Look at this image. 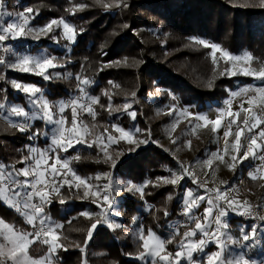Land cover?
Segmentation results:
<instances>
[{"label": "trees", "instance_id": "trees-1", "mask_svg": "<svg viewBox=\"0 0 264 264\" xmlns=\"http://www.w3.org/2000/svg\"><path fill=\"white\" fill-rule=\"evenodd\" d=\"M120 1L122 3L119 5L117 0H100L99 3L84 0L85 4L75 0H5V9L8 12L26 11L31 7L34 10L32 25L39 24L45 14L58 12L55 17L59 16L70 22L74 26L76 37L74 44L64 41L65 39L58 41L44 39L41 45L51 50L60 63H64L61 69L67 67V70L72 71L74 74L72 78L59 77L45 81L42 77L20 73L0 65V75H5V80H0V89H6L0 91V102L6 96L7 100L14 104L28 106L23 93L11 87V80L41 88L44 96L56 103L76 97L80 93L76 77L86 78L92 83L85 87V91L99 98V103L93 105L97 113L95 122L99 125L102 122L106 123L107 129H110L113 123L127 128L130 120L128 122L124 115L122 118L118 116L123 111L125 92L137 89L139 106L138 108L135 106L136 119L140 127L147 132L150 131L155 139L158 136L155 130L160 127V123H151V110L157 103L164 105L170 101L168 93L178 95L184 105L194 104L204 108L209 103L221 104L229 95L228 90L236 88L237 82L243 84L254 80L243 75H228L226 70L229 64L222 61L218 54L217 62L214 64L211 49L193 43L192 38L212 41L230 53L248 52L253 56L251 65L255 68L264 64V8L259 7L258 0ZM78 3L84 7L77 9ZM44 18L48 19L46 16ZM2 23L4 24V21ZM3 45L4 43L0 42V58L10 59L7 58ZM39 47L33 45L30 51H35ZM155 89H162V95H155ZM109 96L112 107L118 106V110L107 111ZM153 96L154 101L151 103L148 99ZM66 112L70 124L71 109ZM4 121L0 109V122L6 129L9 128V131L5 132L0 129V161L10 162L12 167L19 168L22 163L17 165L13 161L19 157V150L21 153V145L26 141L28 133L22 134L18 128L12 127L13 124ZM143 121L147 123L144 124ZM91 149L93 150H81L79 157L86 160L93 156L97 157L95 148ZM146 156L149 158L151 156L152 162L139 166L138 175L145 176L149 172L148 175L152 178L150 183L153 184V180L158 176L160 160L171 159L152 143L129 155L117 164L112 172L129 168L131 173L132 168L138 166L135 161ZM85 159H83L85 164L78 161L74 165L79 174L89 176L101 171L100 169L103 170L99 166L95 168ZM152 165L156 167L153 171L150 170ZM246 181L251 190L260 184L259 180ZM164 191L157 190L155 185L152 187L149 185L144 192L146 201L152 205L150 210L144 213L141 221L145 231L152 227L154 231L164 234L165 221L179 219L180 203H174L172 209L169 207L171 212L168 217L154 222L156 208L161 203ZM52 198L54 200L50 206H45V214H53L55 220L61 223L60 234L63 242L74 240L79 242L80 246L77 249L59 248L57 256L61 264H84L83 254L88 251L91 252L86 257L88 264H144L134 257L141 248L140 241L136 244L116 241L111 231L103 226L97 228L92 242L83 249L87 232L94 220H97L87 219L81 214L88 208L89 202L81 199L83 197L78 189L69 188L67 185L60 189L59 196L54 195ZM61 199L64 203H60ZM138 204L142 207L145 205L143 201ZM125 206H127L125 214L136 215L141 212L136 209L134 200H128ZM93 207L92 204L91 209H97ZM0 214L16 229L21 227L24 230H31L24 224L20 215L6 205L0 204ZM236 220L237 218L231 217L234 233ZM129 222L128 218L123 221L126 226ZM187 228L188 226L179 230L177 240L183 236ZM48 249V246L39 239L30 246L28 252L33 257H43ZM171 249L175 251L177 248L172 245Z\"/></svg>", "mask_w": 264, "mask_h": 264}, {"label": "rangeland", "instance_id": "rangeland-1", "mask_svg": "<svg viewBox=\"0 0 264 264\" xmlns=\"http://www.w3.org/2000/svg\"><path fill=\"white\" fill-rule=\"evenodd\" d=\"M75 1L76 2L80 1L81 3L85 4L84 0H75ZM94 1H97V0H94ZM117 1H119L118 2L119 5L122 3V1L120 0H117ZM79 5L81 4L78 3L76 5L77 9H80ZM5 11L8 12L6 9ZM21 12H25V11H18L15 13L8 12V13H11L12 15L11 16L6 15L4 17L3 19L4 24L6 25L8 23L16 22ZM56 14H59V13L55 11L54 14H49V15L45 14L46 18L48 19L44 20L45 19L44 18L45 16H44L42 18V21L39 22V24L32 25L30 21L28 28H32L33 31L29 33L26 28V35L24 37L16 39L15 41L17 42L12 43L11 40L3 42L4 43L3 47L5 51L7 52V58L10 57V59H6V60L9 63H13L15 62L16 59H18L19 57L25 56V55L55 56L52 54L51 50H49L46 47L43 48L41 45L44 39H47V40L50 39L52 41H58V40L65 39L62 35V28H56L55 26H53V30L44 35H37L36 30L45 26L47 23H49L54 18L60 19L61 17L59 16L55 17ZM68 23L71 26H73L70 22ZM55 37H58L59 39L58 40L54 39ZM75 37H76V34H75ZM64 41H68V40L65 39ZM205 41L209 43H213L212 41H208V40H205ZM71 43L74 44L75 42H71ZM33 45L35 46L39 45L40 47L36 49L35 51H30ZM20 46H23V47L20 48ZM218 46L221 49H223L220 45ZM217 54L220 55L221 57L220 53H217ZM231 54H234V53H231ZM247 54L249 53L242 52L240 54H234V55H247ZM228 64H229L228 69H231L233 67L231 62H228ZM240 67H243V65H237L236 69H233V70H237ZM251 67H254V66L251 65ZM50 71H55V72L60 73L58 77L54 76L53 78L61 77V78L67 79V78H72V76L74 75L72 71L67 70V67H65L64 69L57 68L55 70H50ZM3 76L5 77V75ZM76 80H77V77H76ZM247 86H251L252 88L264 87V81L254 79L253 82H248V83H243V84H239V82H237L236 88L232 90H228L229 95L226 97L224 101L221 102V104L214 105L212 103H209L205 105L204 108H201L194 104L184 105L181 102L178 95L174 93H168L167 96L170 99V101L166 102L164 105L157 103L153 106L151 110L152 111V115L150 116L151 117L150 119L152 120V121L150 120L151 123H154V124L160 123V127L155 130L156 131L155 134L158 135L155 139L153 138V134H151L150 131L147 132L144 129H142L137 119L133 120L124 111V108H123L122 113L119 115L121 117L118 116V118H122V115H124L127 118L128 122L129 120L131 122L128 124L129 127L126 128L125 126L121 124H117V123H113V124L117 126H122L126 130L139 129V132H136L134 135V141H137V142H134L132 144H129L124 139H119V134L115 133L112 127L110 129H107L106 127L108 125L106 123L102 122L99 125V123L95 122V120H93V118L87 114L86 110L79 111L78 122L79 120H83L85 123L89 125L90 135L85 137V139L88 142L95 140L99 136L103 139L104 143L107 144L106 137L108 134L115 135L118 138L116 142H112L106 148L108 155L111 156L112 158L111 160L107 159V157L104 154V151H102L101 148L98 147L96 144H94L93 147L95 148L97 152V157L95 156L90 157L88 158L89 160H86L85 158L81 159V157L79 160L74 159L75 156H79L78 154L81 150H86V151L93 150L91 148H88L86 145H75L73 148L69 149L68 152L61 153L62 159L64 158L70 159L71 162H70L69 167L73 169L77 175L81 176L82 178H86L90 180V182L93 185H104L105 183H108L109 181L104 179V174H108L111 177V184H112L111 195L114 200V205L112 209L107 210L106 212L107 220L112 225L111 227L109 226V223L104 222V217L101 216V213L105 212L106 205L103 207L98 206L99 201H97V203H94L93 200L95 198L92 197L91 195H89L88 198H84L83 193L85 189L83 186H81L78 189L81 192V196L83 197L81 199L89 202L88 208L84 212H88L92 219L94 218L100 221L99 223H97V227L95 228V230L92 231L91 239H88L87 236L85 237L83 249H86L89 243L92 242L93 237L99 226H103L105 229H108L109 231H111V235L116 241L127 242V243L131 242L133 244H136L137 242H139V240L137 239L139 231L141 229L145 231L144 226L141 224L143 215L144 213H147L150 210L152 205L146 201L144 194L143 196H141V194L136 191L128 192L126 189L130 183L138 187L143 186L144 192L147 186L149 185L151 187L155 185L156 189L160 190L161 192L162 190H165L163 192V195L161 196L162 198L161 203H159V206L156 208V216L158 217L155 216V218L153 219L154 222H157L164 217L165 218L168 217L171 212L169 207L171 206V209H172L174 206V203L175 204L180 203L179 211L182 210L185 212L186 205L184 201L187 199L186 190H192L196 196L205 197V200L199 202V207L194 206L192 209V214H194L197 217H200L202 222H203L204 209L208 207V204H207V199L209 198L208 196L211 193L216 195L217 190H219L220 192L227 190L229 192V199L234 198L238 202V204L241 206L244 205L245 201H247L249 205H250V200H252L251 202H254V203L258 202V205H259L258 208L260 209V212L259 213L257 212V215H264V180L257 179V181L259 180L260 184H258L256 189H253V190H251V188H248L247 181H246V180L253 181L250 178V173H256V167H258L263 162L259 160H254L252 157H249L248 160L241 161L240 158L238 157L237 161L235 162L234 169L230 170L228 165L233 163L230 160V155L235 154L230 149L229 155L224 157L225 163H221L219 160H214L213 164L211 166H208L206 161L211 158V155L213 153L219 151L220 154L223 155V148H224L223 133L225 129L224 127H221V129L218 132L213 133L211 131V127H212L211 125L204 127L203 122L196 121L194 119V116L196 114H204V115H207L209 119H212V120L216 119L218 115L217 109L224 108L226 106V101H228L229 99L233 100L232 110L240 111L241 103H243L248 97L241 95L239 97L233 98L231 96V93L241 92L242 89ZM85 92L87 93V96L94 97L87 91ZM137 92H138L137 89L134 91L129 90L125 92L126 99H125L124 105L132 104V108L129 109V111H132V110L136 111L135 106L137 108L139 106L137 103L138 102ZM162 92H163L162 89L154 90L155 95L161 96ZM254 94L255 93L250 92L249 96H252ZM23 95H24L23 97L28 106L24 107L21 104H14L7 100L6 108L1 109V116L5 120L4 122L9 123V124H17V125L27 123L30 125L32 131L39 130L42 133L47 132L48 135L47 137L41 135L37 137V139L35 140H30L29 135L31 134V132H27L28 134L26 135V141L21 145L22 146L21 153L19 150V157L15 158L13 161V163L17 165L20 164L19 161H21L24 157H27L30 155L29 153L30 147H36L41 150L50 148L51 139L53 135V129L55 128L54 125L48 124L39 118V115H38L39 109L34 108L32 105L28 103L27 94L23 93ZM81 96H84V94L80 92L76 97L72 99L80 98ZM87 96H85L84 98V101H83L84 103L89 102L87 99ZM69 100H66V101H69ZM48 101L53 105L52 111L57 112V113H58V106L61 103L66 102V101H60V102L55 103L50 100ZM148 101L152 103L154 101V96L149 98ZM11 106H18V107L24 108L25 111L28 112L29 114V119L26 121L24 117H17V116L12 115L10 111ZM116 107L117 108L111 107V109H109V106H108L107 111L118 110V106ZM244 107L247 108L249 107V105L247 103H244ZM254 111H257V109L254 108ZM185 112L191 113L192 116L182 115V113H185ZM66 113L67 112H65L64 115L67 116ZM34 114H36L35 118H33ZM84 114L87 115L89 118L85 116ZM244 116H245V113L242 112L240 119L237 121V123L240 124L241 126H243ZM143 123L145 124L147 122L143 121ZM197 123L201 124V127L193 131L192 126ZM2 125L3 123L0 122V129L2 130V132L9 131L8 130L9 128L6 129V126H2ZM92 125H95V127H92ZM148 125L149 123L146 126L147 128H148ZM105 129L108 130L107 133L105 132ZM261 129H264V124H261L259 128L254 129V132H259ZM232 131L233 132L236 131V125H233ZM247 137H248V133L246 132L245 136L241 137L242 144H245V145L247 144L248 142ZM138 141H144V142H138ZM173 141H175V143H173ZM188 141H191L190 147L188 145ZM232 141H233V137H230L229 144H231ZM259 142L260 141H258V143ZM150 143L160 148L162 153L166 154L171 159L170 161H168L167 159L160 160L159 162L160 168H159L158 176L155 177V179L153 180L154 181L153 184L150 183L152 178L150 175H148L149 172L145 176L138 175V170H139L138 167L141 166L142 164H145L146 162H150V161L152 162V160L150 159L152 158L151 156L150 158L149 156H146L142 158L141 160H136L135 162L138 164V166L133 167L131 170V173H129L130 171L129 168H125L120 172L119 171L112 172L114 168L112 166L113 161L116 167L117 164L125 160L129 155L136 153L139 150L149 146ZM242 155H243V149L241 150V153H240V156ZM83 159L88 161V163H91V165H93L95 168L96 166H99L103 168V170L100 169L101 171H98L94 175L91 174L89 176H83L79 174L77 170L75 169L74 165L78 161L83 162L85 164V161ZM0 163L5 165V171H10L13 168L10 162L6 163V162L0 161ZM31 163L32 161L29 160L27 164L22 163L21 166H19V168H16V169H22ZM48 163L51 164L53 163V161L49 160ZM181 165H183L184 167L182 168ZM155 168H156L155 165H152L150 167V170L153 171ZM185 169H187L186 173H185ZM64 171H67V170H64ZM174 174L181 175L183 177L175 185L171 183H165L163 182V180L160 179V178L171 179ZM257 175L259 174L257 173ZM97 176H99L100 179H95ZM193 176H195L196 178L195 183L193 182ZM67 178L69 180H72L71 175H68ZM16 179L18 181H23L25 178L23 176H19V177H16ZM28 179L32 180L33 178L29 177ZM59 179H61V177H57V180ZM241 180L245 183V186H243L240 183ZM7 184L12 185V190L7 191L5 190V188L0 187V204L6 205V207L13 209L23 219L24 224L29 226V228H31V230L30 229L24 230L20 227L18 228V230L36 232L38 228H33L31 225L26 223L27 215L31 213V209L24 207V205L28 203V193L33 191V189L27 188V187H18L16 184H12L11 180H8ZM40 187H43V186L41 185ZM62 187H60V189ZM73 187L76 188L75 186ZM249 194L253 196V198L251 197L252 199L249 197ZM54 195L56 194L53 192L48 198L51 202H53L54 200L52 198ZM130 199L136 202V209L141 211L136 215L125 214L126 213L125 209L127 208L125 204L128 203V200ZM140 201L144 202L145 205L143 207L138 204ZM31 202L38 204L39 197H33ZM92 204L97 209H91ZM220 204L221 206H224L223 202H220ZM217 211L218 210L214 208L212 217H210V219H213L215 217V215L217 214ZM165 212H167L168 215H165ZM45 216L47 218L46 222H50L52 225H61L60 222H57L55 220L53 214L49 213V214H45ZM187 217H188V222L186 223L188 224L187 225L188 228L185 231L194 228V221L191 220L189 215H187ZM231 217L237 218V220L235 221L236 225L234 226L236 228V233H234V228L231 225L232 223ZM0 218H2L6 223L12 225L11 223L7 221L6 218L2 217L1 214H0ZM86 218L89 219L88 217ZM125 218H128L130 221L129 223H127V226H126V223H123ZM224 219L229 224V228L226 230L227 235L231 236L233 240H236L238 242L235 245H232V244L228 245L227 256L229 258H235V257H238L239 255H244L246 258H251L255 262H258L261 259L263 261L264 260V220L259 219L258 221L260 222L257 223L255 220H249V216L247 215L241 216L237 214L231 208L228 209V215ZM97 220H94V223H96ZM177 222H178V219L177 220L169 219L165 221V225L163 227L164 234H160L159 232L154 231L152 227H149L148 229V230L154 231L158 236H160L161 238L165 240H168L170 237H174L171 243L166 244V252L173 253V256L175 252L179 250L178 246L181 240L183 239V236L180 237L178 240L176 238V231L177 230L179 231L180 229L179 227L176 226V224H178ZM37 223H38V219H37ZM116 225H120V227L117 228ZM253 227L257 228L256 239L254 241L244 242L242 240L243 232H246V231L250 232ZM212 228L213 229L215 228L214 223L212 224ZM60 229L61 227L57 228V234L59 236L58 243L63 245L64 247L62 248L63 250L80 248L79 242H76L74 240H66L65 242H63L62 236L60 234ZM148 230L145 231V234H147L146 232H148ZM29 238L32 239V237H29ZM199 238H200V234L199 232H197V237L195 239H199ZM40 241L42 242V239H40ZM172 245H174V248H177L175 249V251L171 249ZM241 245H243V247ZM46 246H48L49 248V245H46ZM57 250L53 254L52 264H61L57 256ZM215 250H216L215 246L211 244H209L208 247L205 249L206 252H211ZM140 251H143V249L140 248L139 250H137L134 256L138 261L144 264H145V261H147V263L152 264V260L155 259L157 264H164V262L160 261L158 257L153 258V257L145 256V260L138 259L137 256ZM89 252L90 251L83 254L84 264H85V261L87 262L86 257L89 256V254H91V252L90 253ZM166 252L162 253V255L166 254ZM93 255H96V254L93 253ZM203 258H204L203 254H198L196 252L193 253V260L201 261L203 260ZM180 264H188V261L182 257L180 259Z\"/></svg>", "mask_w": 264, "mask_h": 264}, {"label": "snow or ice", "instance_id": "snow-or-ice-1", "mask_svg": "<svg viewBox=\"0 0 264 264\" xmlns=\"http://www.w3.org/2000/svg\"><path fill=\"white\" fill-rule=\"evenodd\" d=\"M99 3L100 0H97ZM259 7L264 8V0H258ZM82 9L84 5H79ZM71 11V9H70ZM34 10L29 7L25 12L19 14V18L16 22L3 24L2 21L6 15L11 16V13L5 11V0H0V42H5L8 40H16L18 38L24 37L26 35V28L29 33L33 31L32 28H28L31 19L34 17L32 13ZM39 13L37 12L36 15ZM53 26L56 28H62L63 37L70 41L75 42V29L63 18L52 19L45 26L39 28L37 35H44L53 30ZM54 39H59L55 37ZM192 42L202 45L204 48L211 49V57L213 63L217 62V53L221 54V58L226 62H231L232 68L227 69L226 72L228 75L236 76L243 75L246 77H252L254 79L264 81V64L259 68L251 67L253 62V56L249 53L247 55H234L230 52L221 49L218 45L214 43L206 42L203 39L192 38ZM0 65H3L6 68H10L14 71L20 73H29L35 76L42 77L45 81L50 80L54 76L58 77L60 73L50 70H55L61 68L64 65L60 63L55 56L41 55V56H29L25 55L19 57L13 63H9L6 59L0 58ZM237 65H243L237 70ZM225 73H221L223 75ZM0 80H5L3 75H0ZM79 81V91L84 94L80 98L71 99L69 101L63 102L58 106V113L53 112V105L45 98L44 93L41 88L33 84H24L16 80H11V87L22 93L28 95V103L34 108L39 109V118L45 121L48 124L54 125L53 135L51 139V147L41 150L36 147H30V155L24 157L20 163L27 164L29 160L32 161L31 164L22 168L16 169L12 168L10 171H5V165L0 163V187L5 188L7 191L12 190V185L7 184L8 180L12 181V184H16L18 187H27L33 189L28 193V203L24 205L26 208L31 209V213L27 215L26 223L31 225L33 228H37V219H38V230L33 232L20 231L14 228L12 225L6 223L2 218H0V264H52L53 254L58 248H62L63 245L58 243L59 236L57 234V228L62 227V225H52L50 222H46L47 218L45 216V206H50L51 201L48 199L51 193H55L59 196L60 187L67 184L69 188L75 186L79 189L81 186L84 187L85 191L83 193L84 198H88L89 195L94 197V203L99 201L98 206H105L106 209L104 213H101V216L104 217V222L109 223L107 220L106 212L113 208L114 200L112 198V184L111 177L108 174H104V179L109 181L104 185H93L90 180L82 178L77 175L76 172L69 167L70 159L61 158L62 152H68L69 149L73 148L75 145H86L88 148L93 147L96 144L98 147L104 151L107 159L111 160V156L108 155L106 148L112 142L117 141V137L112 134H108L106 137L107 144L104 143L101 137H97L95 140L88 142L85 137L90 135L89 125L83 120H79L78 116L79 111L86 110L87 114L95 120L97 113L95 112L93 105L99 103L98 97L87 96L85 92V87L92 83L89 79H81L77 77ZM211 87V84H209ZM0 91H6V89H0ZM255 93L252 96H249V93ZM107 95V93H105ZM135 95V94H133ZM248 97L240 105V111L232 110L233 100L229 99L226 101V106L222 109H217V118L212 120L209 119L207 115L196 114L194 119L196 121L203 122V126L207 127L211 125V131L213 133L218 132L221 127L225 128L223 133L224 137V148L223 155L219 151L213 153L211 158L206 161L208 166L213 164L214 160H219L221 163H225L224 157L229 155V150L235 154L230 155V160L233 162L229 164L230 170H233L235 167V162L238 157L240 160H248L249 157H252L254 160H259L264 162V129H261L259 132H254V129L260 127L261 124H264V87L252 88L247 86L242 89L241 92H233L231 96L233 98L239 96ZM87 96L88 103H84V98ZM244 103H247L249 107L245 108ZM7 106V98L4 97V100L0 102V109H5ZM111 96H109V109H111ZM124 111L135 120L137 117V112L135 110L129 111L132 108V104H125L123 106ZM254 108L257 111H254ZM71 109V121L69 124L68 116L64 115L66 110ZM11 114L17 117H24L27 121L29 119L28 112L24 108L18 106H11ZM245 113L243 119V126L237 123L241 117V113ZM34 114V117L35 118ZM185 116H192L191 113H182ZM226 121V123H225ZM233 125H236V131L233 132ZM12 127L18 128L21 133L31 132L29 135L30 140H35L37 137L43 135L47 137V132H40L39 130L32 131L29 124H13ZM95 127V125H92ZM201 124L197 123L192 126V130L195 131L199 129ZM112 128L115 133L119 134V139L126 140L129 144L134 142V135L136 132H139V129L126 130L122 126L112 125ZM107 133L108 130L105 129ZM248 133L247 144L241 143V137L245 136V133ZM233 137V141L229 144V138ZM258 141H260L258 143ZM144 142V141H138ZM175 143V141H173ZM191 141H188L190 147ZM243 149V155L240 156L241 150ZM74 159L79 160V156H75ZM49 160H52L53 163L49 164ZM59 166V167H57ZM115 167L113 161L112 164ZM183 168L184 166L181 165ZM67 170V171H64ZM187 169H185V173ZM257 173L259 175H257ZM68 175L72 176V180H69ZM23 176L25 179L23 181H18L16 177ZM32 177V180L28 178ZM57 177L61 179L57 180ZM183 177L181 175L174 174L171 179L160 178L165 183H171L173 185L177 184L179 180ZM250 178L255 181L257 179L264 180V163H261L256 167V173H250ZM95 179H100L97 176ZM193 182H196L195 176H193ZM43 187H40V186ZM128 192H139L141 196L144 194L143 186H136L134 184H129L127 189ZM187 199L184 201L186 208L185 214L189 215L191 220L194 221V228L183 232V239L181 240L177 250L173 256V253L166 252V244L171 243L174 237H170L168 240H165L158 236L154 231L148 230L147 234L141 229L138 233L137 239L142 242L140 247L143 251H140L137 258L140 260H145V256L148 257H158L160 261H163L164 264H180V259L183 257L188 261V264H256L251 258H246L244 255H239L235 258H229L227 256L228 245H235L238 242L233 240L231 236H228L226 230L229 228V224L224 219L228 215V209L231 208L237 214L244 216L254 217L257 214L252 210V206L248 204L247 201L244 202V205L241 206L233 198L229 199V192L227 190L220 192L216 191L215 201L212 198L207 199L208 207L204 209L203 222L200 217L192 214L193 207H199V202L205 200L204 196H196L192 190H186ZM33 197H39V203H32ZM220 202L224 203V206H221ZM60 203H64L61 199ZM235 205V207H234ZM217 209V214L213 219L212 217L213 210ZM83 216L91 218L88 212L81 213ZM118 214V213H117ZM165 215H168L165 212ZM257 218L264 220V215H259ZM100 221L97 220L96 223L91 224L90 230L87 232V238L91 239L92 231L97 227V223ZM215 224V228H212V224ZM109 226L112 225L109 223ZM117 228L120 225H116ZM197 232L200 234L199 239L197 237ZM179 231H176V235H179ZM257 236V228L253 227L250 232H243L242 240L244 242L254 241ZM29 237H32L30 239ZM42 239V242L46 245H49L48 252L43 257H33L29 255V247L36 240ZM214 245L216 250L211 252H206L205 249L208 245ZM243 247V245H241ZM83 251V249H81ZM163 254L162 253H165ZM203 254V260L195 261L193 260V253ZM85 264L87 262L85 261ZM147 264V261H145ZM152 264H157L156 260H152Z\"/></svg>", "mask_w": 264, "mask_h": 264}, {"label": "built area", "instance_id": "built-area-1", "mask_svg": "<svg viewBox=\"0 0 264 264\" xmlns=\"http://www.w3.org/2000/svg\"><path fill=\"white\" fill-rule=\"evenodd\" d=\"M225 123H226V121H225ZM225 129V128H224ZM264 163V162H263ZM240 183L243 185V186H245V183L241 180L240 181ZM246 192V191H245ZM209 198H212L213 200H215V195L214 194H209V196H208ZM249 197L251 198H253V196L251 195V194H249ZM251 198V199H252ZM252 200H250V205L252 206V210L257 214V212L259 213L260 212V209L258 208V202H256V203H254V202H251ZM259 215H257V216H254V217H250L249 216V220H255L257 223L259 222L258 220H259V218H257ZM186 222H188V217H187V215L185 214V212L184 211H182V210H180L179 211V219H178V224H176V226L177 227H179L180 229L182 228V227H186L188 224L186 223ZM37 225H38V223H37ZM38 228V227H37ZM179 229V230H180ZM41 239H43V238H41ZM256 264H264V260L263 261H260V262H256Z\"/></svg>", "mask_w": 264, "mask_h": 264}]
</instances>
